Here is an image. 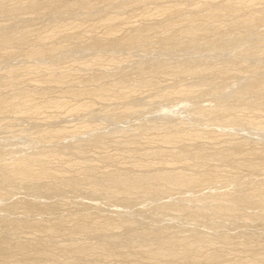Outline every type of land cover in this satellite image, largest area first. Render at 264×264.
I'll use <instances>...</instances> for the list:
<instances>
[{"label":"rangeland","instance_id":"1","mask_svg":"<svg viewBox=\"0 0 264 264\" xmlns=\"http://www.w3.org/2000/svg\"><path fill=\"white\" fill-rule=\"evenodd\" d=\"M37 1L47 0H0L12 10L0 14V40L24 33V41L12 39L0 48V101L13 99L12 106L0 109V166L30 157L33 168L39 161L57 178L0 183V241L6 238L4 245L15 249L9 261L30 264L36 251L46 249L55 263L43 257L36 264H65L99 240L117 246L120 256L86 254L85 262L129 264L144 259L128 257L118 246H152L183 236L189 244L210 238L219 251L216 264H264V205L226 198V192L237 199L264 184V166L258 164L264 160V0H62L76 4L58 14H50L44 4L32 8ZM222 5L232 7L230 15L202 18ZM190 16L217 29L160 44L161 37L178 34ZM248 17L254 20L245 24ZM150 28L147 45L121 43ZM52 47L59 48L32 54ZM213 65L217 69H202ZM181 66L201 68L192 72ZM250 82L260 88L238 92ZM100 88L113 91L100 98ZM188 88L189 93L181 92ZM16 93L24 98H13ZM170 131L199 136L162 143ZM199 146L233 159L204 166L180 155L171 163L164 160L170 150ZM159 148L166 151L159 159L140 154ZM202 168L216 175L197 186L160 193L134 190L118 197L107 182L98 190L85 182L108 174ZM68 180L77 185H65ZM27 203L35 207L27 210ZM81 213L89 214L85 222L116 219L121 229L75 233L70 221ZM61 222L68 229H47ZM21 246L26 248L17 251ZM192 259L147 263L192 264Z\"/></svg>","mask_w":264,"mask_h":264},{"label":"bare ground","instance_id":"2","mask_svg":"<svg viewBox=\"0 0 264 264\" xmlns=\"http://www.w3.org/2000/svg\"><path fill=\"white\" fill-rule=\"evenodd\" d=\"M76 1L75 2H69V3H67V2L65 3L62 0H47L43 3H42V1L41 2L37 1L36 3H34L32 8L38 7L39 4H44L43 6H45L46 10L50 14H55V13L58 14L57 11H59V10H61V11L66 10L67 11V9L72 8L76 4ZM59 2H60V5H58ZM41 7H42V5H41ZM10 11L12 14L11 9L7 8L5 5L0 4V14H7ZM231 12H232L231 6L222 5V6H219V8H217V9H213V10H210V11L204 13V15H202V18L211 20V19H215V18H218L221 16H228V15H230ZM13 14L15 15V13H13ZM16 14H17V12H16ZM111 20H113V19H111ZM252 20H254V17H248V19H246V21L244 20V22H245V24L246 23L249 24L250 22H252ZM203 23H201V22L199 23L198 20L194 17L188 18L186 25L181 29V31L178 34H171L169 37H161L158 41L161 40L160 41V44H161V42H163L164 40L166 42L167 40H169V38L172 40H177L179 38L194 39V38L200 37L201 35L209 32V31L211 32V31H214V29H217L213 26V24L211 22L204 23V24ZM234 27H236V24L234 25ZM150 30H151V28L141 30V31H136L135 33H132L126 37H123V39H121V41H122L121 43L126 44L128 46L129 45L130 46L147 45L149 43V39H148L147 34ZM109 33L111 34L113 32L110 30ZM13 35L6 34V35L2 36L1 40H0V48L5 46V44L9 43V41L12 39H14L18 42L24 41V33L23 32L17 31L16 35H14V36ZM166 43H168V42H166ZM58 48L59 47H52L49 49L44 48V49L38 50L37 52H34V53L32 52V54H37V55L40 54L41 55V54L56 50ZM157 65H158V63H157ZM160 65L162 66V63ZM216 67H218V66H214V65L211 67L204 66V67H202V69L212 71V70L217 69ZM167 68H169V67H167ZM167 68H166V70H169V71L172 70V69L170 70ZM199 68H201V67H198V66H181V67H179L180 70H183V71L186 70V71H192V72L198 70ZM176 69H177V67L175 68V70ZM161 71H164V69ZM51 78H53V77H51ZM48 79H50V78H48ZM51 80H53V79H51ZM259 88L260 87L258 85L250 82V83L246 84V86L240 88L238 90V92L247 91V90H251V89L257 90ZM112 91L113 90L111 88L110 89L109 88H100L99 90L96 91V95L99 96L100 98H107L108 97L107 94L112 93ZM181 92L189 93L190 88L183 90ZM21 97H23V95H21V93H16L13 98H19L20 99ZM10 100H13V99H10ZM10 100L8 102L6 100H5V102L0 101V109H3V108L6 109V107L12 106ZM22 105H23V103H22ZM31 108H32V106H31ZM34 108L36 109V107H34ZM203 111H206V110L202 109L200 111V114ZM216 111H220V110L216 109ZM213 114L215 115L216 113H213ZM254 128L259 129V130H263L258 125L254 126ZM57 134L58 133H55L54 135H57ZM198 136L199 135L197 133H176L175 131H170L167 134H165L161 138L160 141L162 143H165V144H172V143H176V142L181 143V142L190 140V138H196ZM91 138H92L91 142L99 143L98 138H95L92 136H91ZM234 146L239 147L238 144H234ZM164 149L159 148V149L145 150V151H141L140 154L143 155V157L148 156L149 158L151 156H153V157L156 156L155 158H157L158 156L163 157V154L166 153V151ZM167 154H168V156L164 158V160L167 163H171L172 161L176 160L177 157L180 155V156H183L182 157L183 161H188V160L192 159V161H194V162H192L191 164H193L194 166L195 165L196 166L197 165L198 166H204L208 163L210 164L211 163L210 161H213V160L215 161L218 159L221 160V158L222 159L223 158H232L233 159V157L231 155L224 156V153L220 150H210L206 147H201V146L195 147L194 149H184L183 151H179V152L177 151V149H174V150H170V152H167ZM157 159H159V158H157ZM32 162H33L32 159L30 157H27V158H24L22 160L21 159L16 160L12 164V166H10V167L0 166V183L7 182L10 180L12 181V179H16L22 183V182L35 181V180L42 179L45 177L46 178H52V176H56V175L51 174V173L49 174V172L47 173V171L44 170V167H42L43 165H41L39 161H38V166L33 168ZM144 163L145 164H142L144 167L148 166V163H146V162H144ZM244 163L247 164L248 166L251 165L250 162H244ZM258 164L264 166V160L259 161ZM199 169H200V167H199ZM187 170H190V169H187ZM168 171L167 172L164 171V172H160V173H146V174H141V175L134 174V172L133 173H125V174H112V175L108 174V175H105V177L101 178L97 182H94L93 179L90 180V177L86 178L85 182H89V185L94 187V190H98L99 188H97V187H100L101 183L107 182V183L111 184V186L113 188V195L119 197V196H122L123 194L128 195L134 190H142L145 193H160V192L166 191L168 188L182 189L185 187H193V186H197L199 184L205 183L206 181L210 180L212 178V176L216 175V174H212L211 172H209L206 169L197 170L196 172L193 171L191 173L190 172L189 173L181 172V171H172V170H170L172 172H170V171L168 172ZM53 178H55V177H53ZM56 178H57V176H56ZM64 184L68 185L71 188H73L77 185V183H75L74 181H69L66 183L64 182ZM226 193H227L226 198H228V199L238 200V201L255 200L256 203H258L260 205H264V184L259 185L257 187H254V189H252L251 191L244 192L237 199H234L233 198L234 195H232L230 192H226ZM26 207H27V210L33 209L35 207V204L27 203ZM50 208H51V206H50ZM227 211H229L228 208H227ZM88 215H89L88 213H81L80 216L77 217V219L70 221L72 224L69 222V220L65 221V222L70 223L73 226L75 233H76V231L80 232V231H94L95 230L97 232H105L106 230L112 231L113 229H117V228L121 229L122 224L119 221H117L116 219H111L105 224L87 222V221L85 222V220L87 218H89ZM88 221H90V220H88ZM65 222H61L58 225L54 224L55 226H53V227L47 226L48 227L47 229L49 231H51L52 233H57V232L62 231L64 229V226L66 224ZM21 225L24 227H28V226H30V223L29 224L22 223ZM32 225H33V223H32ZM66 228L67 227L65 226V229ZM64 232H65V230H64ZM182 237L183 236L174 237L171 240L161 241V242L157 243V245H152V246H147L143 243H136V244H133L129 247L118 246V248L124 249V250L126 249L125 254L128 255V257L129 256H135L136 259H139V260L144 259V261H142V260L137 261L134 258L136 261L134 263L131 262L129 264H146L147 261H149V262H151V261L169 262L171 260L172 261L177 260L178 262L180 261V263H181V261L186 262V261L191 260L192 257L196 258V259L194 258L195 260L192 259V260H194L193 261L194 263H192V264H216V263H218V261H220V259L216 256V254L219 253V251L217 252V251L213 250L214 248H212V247L214 245H213V242L211 241L210 238H204L195 244H189L186 242L187 241L186 237L185 238H182ZM5 239L0 241V264H8V263L11 264L12 261L14 264L26 263V261L19 260L16 258H13V260L11 262L9 261V260H11L10 255L15 254V249L8 248L6 246L7 244L4 241ZM98 241L92 243V245H90L89 247H86L84 249L79 250L78 251L79 255L76 258L67 260L65 262V264H93V263L85 262L84 257H86L85 256L86 254H96V255H101V256L106 255V257H107V255L120 256L118 253L119 251L117 252V250H116L117 246L115 247V246L109 245L108 243H105L103 241H99V242ZM4 243L6 245H4ZM24 248H26V246L18 247L16 250L21 251ZM203 249L208 250V252H205V250L203 252ZM210 249H212V250H210ZM223 249H224V247L221 249V252H223L222 251ZM45 250L44 251H40V250L36 251L34 253V256H33L34 258L31 259L29 261V263L30 264H36V262L39 258L41 259V261H40V263H41L43 257L44 258H51L52 260H54L53 263H55L54 253L50 252V251H45ZM120 252H121V250H120ZM123 256H124V254H123ZM239 260H240V258H239ZM239 260L237 259V261H239ZM57 262H58V260H57ZM147 264H149V263H147Z\"/></svg>","mask_w":264,"mask_h":264}]
</instances>
